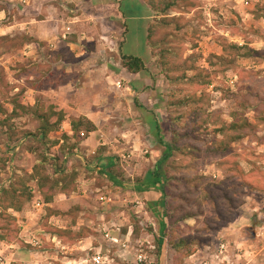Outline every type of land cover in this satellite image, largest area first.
I'll list each match as a JSON object with an SVG mask.
<instances>
[{
  "label": "rangeland",
  "instance_id": "1",
  "mask_svg": "<svg viewBox=\"0 0 264 264\" xmlns=\"http://www.w3.org/2000/svg\"><path fill=\"white\" fill-rule=\"evenodd\" d=\"M243 1L176 0L151 25L153 98L145 104L158 103L152 114L171 146L161 167V245L160 216L150 209L155 193L135 189L164 153L151 124L141 127L117 118V128L104 124L96 133V160L97 155L116 157L114 173L122 184H113L97 165L95 201L94 192L60 193L59 187L43 184L47 174H60L50 164L36 176L43 184L36 192V181L28 182L26 174L39 166L42 152L57 160L58 152L25 135L36 132L38 118L30 113L8 118L0 111V121L7 118L0 123V188L19 176L22 186L34 192L19 211L0 202V233H5L0 264H158L159 251L161 264H226L227 256L223 262L213 257L220 242L233 252L230 264L249 261L237 252L243 249L242 234L261 238L257 233L264 226V0ZM16 2L0 0V105L8 113L12 100L56 111L41 92L62 82L61 53L30 43L33 38L11 27L16 19H29L24 8L30 3L21 9ZM31 15L43 17L38 11ZM232 44L259 50L262 57L236 54ZM138 110L140 118L145 112ZM51 135L57 142L60 134ZM114 136H120L118 153ZM220 141L224 151H216ZM50 192L49 206L35 208V198L44 201Z\"/></svg>",
  "mask_w": 264,
  "mask_h": 264
},
{
  "label": "crops",
  "instance_id": "2",
  "mask_svg": "<svg viewBox=\"0 0 264 264\" xmlns=\"http://www.w3.org/2000/svg\"><path fill=\"white\" fill-rule=\"evenodd\" d=\"M16 3L21 5V9L25 7L24 3H30L24 8L29 10V19H16L11 27L33 38L30 43H44L52 52L62 56V82L41 92L56 111L63 114L58 130L54 131L61 136L56 137L57 142L52 148L60 158L59 161L54 158L51 166L59 172L67 167V176L77 171L76 186L69 191H58H71L72 194L94 192L96 201V166L100 165L96 161V133L104 128V124H116L112 126L117 128V118L123 119L124 124H144L140 126L146 127V124H151L149 116L153 107L158 106L156 102L151 106L145 104L146 100L150 102L153 98L149 94L152 85L149 32L158 14L154 13L147 0H18ZM34 11L43 13V17H33ZM62 50L68 57L63 58ZM122 54L140 57L145 69L129 72L122 65ZM137 107L145 112L140 118L136 116L139 112ZM76 119L89 121L92 129H81L76 133L71 128L72 121ZM51 134L53 131L48 135L50 139ZM130 140L125 138V142ZM111 141L118 153L116 143L120 142V136H114ZM61 148L63 153H60ZM151 153L155 157L157 152L152 150ZM35 188L38 190L39 186L36 184ZM49 204L41 201L35 208L41 209ZM242 219V224H248L245 217ZM259 230L257 234L261 238L242 234L243 249L237 252L243 253L245 259L252 263L259 259L264 264V226ZM229 251L230 248L226 251V264H230L233 256Z\"/></svg>",
  "mask_w": 264,
  "mask_h": 264
},
{
  "label": "trees",
  "instance_id": "3",
  "mask_svg": "<svg viewBox=\"0 0 264 264\" xmlns=\"http://www.w3.org/2000/svg\"><path fill=\"white\" fill-rule=\"evenodd\" d=\"M149 3V6L151 8L154 9V12H156L157 14H162L164 12H166V10H168L171 6L176 4V0H159L158 2H155L153 0H147ZM163 4V5H162ZM258 15V14H257ZM149 37H150V32H149ZM151 42V41H150ZM152 45V43H151ZM231 47L238 51L236 54H238L240 52V54L245 55L246 57H262L261 53L259 50H255V49H250V48H245V47H241L238 46L236 44H232ZM248 49V50H247ZM246 51V52H243ZM264 59V57H262ZM220 60L222 61H227L224 57H219ZM234 59V58H233ZM121 60H122V65L124 68H126L129 72H138L140 70H144L145 66L141 60L140 57L137 56H133V55H121ZM233 61V60H232ZM231 60L229 62H232ZM11 105H12V110L11 112H7L6 110H4L1 105H0V111H2L3 114H5V117H14V116H18L19 114L21 115V113H26V114H31L32 116H35L36 118L39 119V126L36 130V132H27V134L25 135H29L31 137H33L35 140H37L39 143H41L43 146L46 147H51L53 145L56 144V141H51L49 138V133L51 131H55L58 130L60 122L63 118V114L60 111H55L53 108L47 111H42L37 107L31 108L30 106H26L23 105L21 102H18L17 100H12L11 101ZM49 108V107H48ZM47 111V112H46ZM152 114V113H151ZM149 116V120L151 123V128H152V134L154 136V139L156 140V142L160 145H162L164 147V153L163 155H161V157L156 161L153 169L149 170L144 178L142 180H138V185L135 187L136 191H141V192H148V191H152L154 194V198H153V202L150 204V209L153 211V213L155 215H159L160 216V224H159V233H160V238L158 239V245H161L164 235H165V220H164V216L163 214L159 211V208L161 209V207L164 208V195H165V191H164V183H165V175L164 172L162 171V164L170 157L171 155V146L169 143L163 141L162 136H161V129L159 127V123L157 122V120L153 117V116ZM55 115L56 119L54 121L50 122V117ZM244 118V117H243ZM246 119V118H244ZM7 121V118H4L2 121H0V123L5 124ZM246 123V121H245ZM244 125H248V124H244ZM233 126V125H232ZM71 128L73 131H75L76 133L81 130L84 129L85 131H89L92 129L91 123L87 120H82V119H76L74 121H72L71 124ZM26 133V132H25ZM25 135H23L22 137H24ZM224 146H226V144H223V141H220L219 144H217L216 147V151H224ZM49 147V149H50ZM44 148V149H45ZM45 151V150H44ZM63 148L60 149V153H63ZM48 156V155H47ZM46 156V152H42L40 154L41 159L38 161V167L34 169V171L32 170L31 173L26 174L27 176V180L28 182L31 181H36V184L42 185L44 183H48L49 188L50 189H56L58 188L59 190L62 191H69V189L73 188V184L75 183V179H76V173L77 171L74 170L73 174L70 176H67V172H66V168L62 171L59 172L60 174H47V181H42L43 184H41V179L36 177L37 175H39L43 170V166L45 165H51L53 164L52 160H54L53 158L51 159L50 157ZM54 157V155H53ZM105 158H107L106 160H104ZM57 159V158H55ZM59 160V159H58ZM57 161V160H56ZM98 164H100V173L103 174L108 180H110L113 184L120 186L122 184L121 181V177L117 178V174L114 173V168L116 167V163H117V159L116 157L113 156H99L97 155V160ZM57 171V170H54ZM120 179V180H118ZM37 192H41L40 191V187L37 190ZM0 199L2 201L1 204H3V206L6 208H12L15 211H19L21 210L22 206L28 202L34 192H32V190L30 188H28L27 186L24 188L22 186V181L19 179V176H15L12 180H10L9 184L2 186L0 188ZM48 194V195H47ZM44 196V202H50L51 198H52V193H47ZM36 201H43L40 198L37 199ZM57 231V230H56ZM60 231V230H59ZM5 237V233H0V240H3ZM82 235H79L78 238H81ZM177 245V244H176ZM161 250V248H160ZM217 252V251H216ZM161 251L158 252V264H161V259H162V255H161ZM223 264V263H221Z\"/></svg>",
  "mask_w": 264,
  "mask_h": 264
},
{
  "label": "built area",
  "instance_id": "4",
  "mask_svg": "<svg viewBox=\"0 0 264 264\" xmlns=\"http://www.w3.org/2000/svg\"><path fill=\"white\" fill-rule=\"evenodd\" d=\"M243 4L247 5L248 4L247 0H244ZM34 203H35L36 207H39L41 204V202H39V201H36ZM226 251H227L226 242H220V244L217 248V252L213 254V257L215 259H217L218 261L223 262V261H225V258H226ZM202 264H210V262H208V260H207V261H204Z\"/></svg>",
  "mask_w": 264,
  "mask_h": 264
}]
</instances>
